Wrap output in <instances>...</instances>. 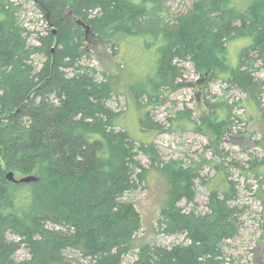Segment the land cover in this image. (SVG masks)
I'll list each match as a JSON object with an SVG mask.
<instances>
[{"label":"trees","instance_id":"1","mask_svg":"<svg viewBox=\"0 0 264 264\" xmlns=\"http://www.w3.org/2000/svg\"><path fill=\"white\" fill-rule=\"evenodd\" d=\"M30 1L46 23L37 43L29 42L19 20L21 4L0 0V264H234L224 246L237 236L243 209L233 203L237 183L227 167L215 158L161 160L152 143L136 145L108 102L123 84L138 107L141 129L166 131L150 119L147 107L165 89L183 85L177 83V64L190 61L207 81L220 79L239 89L244 97L235 104L245 112H260L254 143L264 151V0H245L242 8L234 0H194L190 14L174 16L165 0ZM77 19L88 25L87 33ZM90 36L115 55L117 37H140L155 54L150 71L121 84L120 76L111 79L82 64ZM35 56L44 58L40 65ZM143 97L148 99L141 103ZM207 104L210 110L198 119L183 110L171 125L204 134L217 156L231 104L222 98ZM140 153L168 181L158 228L183 235L184 242L135 247L140 215L122 197L144 177ZM201 162L214 168L211 181L200 176ZM231 164L257 180L253 192L264 206V156L250 154L245 166ZM9 171L36 180L14 183L6 178ZM196 179L208 189L203 212L180 205L193 202ZM21 247L28 257L17 259ZM134 248L137 257L124 263Z\"/></svg>","mask_w":264,"mask_h":264},{"label":"rangeland","instance_id":"2","mask_svg":"<svg viewBox=\"0 0 264 264\" xmlns=\"http://www.w3.org/2000/svg\"><path fill=\"white\" fill-rule=\"evenodd\" d=\"M17 2L21 4L18 17L29 31V42L37 43L35 37L37 33L46 32V23L33 2L30 0H17ZM193 2L194 0H165L163 5L170 12L169 15L174 16L180 13L188 15L193 10ZM244 2L245 0H234L240 8ZM71 15L69 13V16ZM131 38L130 36L116 38L119 50L115 55L112 50L99 48L96 40L90 36L85 44L86 54L82 59V64L94 66L98 71L108 74L111 79L118 80L120 76L121 84L131 81V77L135 80L143 79L145 70L148 68L150 71L151 69L150 62L155 54L153 50H145L140 37L132 41ZM233 57L235 58L234 54ZM43 60L41 56L34 58V61L39 63L38 65ZM177 66L182 72V77L177 79V83L181 82L183 85L173 90L165 89V92L157 98L159 102L147 107L150 119L169 128L168 130L143 131L141 129L138 123L140 112L134 100L128 98L129 93L123 84L113 94L108 105L114 112L120 113L116 121L135 139L136 145L141 142L152 143L161 160L179 159L189 164L215 158L217 162L221 161L227 167L228 174L237 183V198L233 203L240 206L243 211L240 216L239 232L236 237L226 242L224 251L235 260L234 264H264V206L253 192L257 189L258 183L249 173L246 176L238 167L231 164L235 162L245 166L250 159V154L259 158L264 156V151L254 143L260 137V112L256 114L245 112L241 106L235 104L244 97L239 89L220 79L207 81L205 76L196 72L192 62H180ZM98 71L97 76L102 79ZM257 75L263 77L261 71H258ZM219 98L227 100L231 106L228 132L224 140L220 141L221 153L216 156L208 147V138L204 134L188 128H175L171 124L175 113L183 110H190L192 118L198 119L210 110L207 102L213 103ZM147 99L140 98V102L144 103ZM262 102L264 112V97ZM137 159L145 168L144 177L140 178V184L135 190L126 192L122 197V200L131 202L140 215L141 228L135 237V247L145 241L164 246L184 242L183 235H167L158 228L157 220L160 217V210L169 192L166 177L150 165L147 156L140 153ZM199 173L204 180L208 181L214 179L216 175L214 168L205 162L202 163ZM15 177L20 178L21 176L15 174ZM194 187L196 192L193 202L188 203L182 200L180 205L185 210L194 208L198 212H203L206 210L208 189L199 179L194 181ZM136 251L137 248H134L125 256L123 262L133 261L137 257ZM67 255L79 256L72 251H67ZM26 257H28V251L21 247L16 253V258Z\"/></svg>","mask_w":264,"mask_h":264},{"label":"water","instance_id":"3","mask_svg":"<svg viewBox=\"0 0 264 264\" xmlns=\"http://www.w3.org/2000/svg\"><path fill=\"white\" fill-rule=\"evenodd\" d=\"M71 14V12H69ZM77 24L81 25L82 27H84L85 32L87 33L89 31V27L87 24H85L83 21H81L80 19H78ZM53 33H55V30L52 31ZM6 178L9 179L10 181L14 182V183H18V182H28L31 180H36V177L33 175H27V176H23L20 178H16L14 175V172L9 171L6 173Z\"/></svg>","mask_w":264,"mask_h":264}]
</instances>
